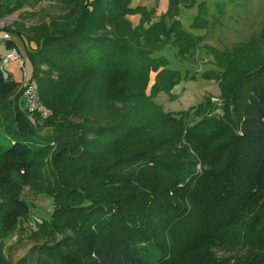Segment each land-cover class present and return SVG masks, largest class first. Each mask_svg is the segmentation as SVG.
<instances>
[{
  "label": "trees",
  "instance_id": "trees-1",
  "mask_svg": "<svg viewBox=\"0 0 264 264\" xmlns=\"http://www.w3.org/2000/svg\"><path fill=\"white\" fill-rule=\"evenodd\" d=\"M0 1L3 18L29 0ZM62 2L78 11L73 20L58 18L52 30L29 34L37 46L27 55L32 79L52 112L43 126H37L40 115L37 125L30 121L20 84L0 65V101L18 98L1 142L0 232L11 235L32 216L23 197L27 187L44 184L54 198L51 219L33 234V250L18 264H223L212 246L264 203V61L233 83L231 57L240 49L225 50L217 81L228 79L230 122L239 132L215 139L201 158L196 149L191 159H165L168 146L189 132L199 138L212 123L206 114L190 129L193 109L166 111L157 102L162 93L174 98L182 79L156 54L159 43L175 35L187 52L198 40L180 25L184 2L171 0L157 22L154 10L133 9L132 0ZM202 10L205 16V4ZM133 13L141 15L138 25L129 18ZM2 32L22 38V32ZM15 46L7 41L4 49ZM46 128L52 132L42 134ZM52 149L49 167L44 158ZM9 262L0 254V264ZM244 264H264V254Z\"/></svg>",
  "mask_w": 264,
  "mask_h": 264
},
{
  "label": "rangeland",
  "instance_id": "rangeland-1",
  "mask_svg": "<svg viewBox=\"0 0 264 264\" xmlns=\"http://www.w3.org/2000/svg\"><path fill=\"white\" fill-rule=\"evenodd\" d=\"M20 1V0H19ZM171 0H132V8H147L155 11L154 22L160 20L169 10ZM180 5V16L178 17L182 29L189 35L198 40L194 42L195 46H190L188 51L177 43V37L163 39L157 48L156 54L163 56L173 70L181 72L182 79L173 91L174 98L166 93H162L157 102L164 106L166 111L181 112L190 109L194 110V115L189 122L190 129L197 121L206 116L212 119L211 128L202 132L199 138L194 139L189 134L183 138L179 144L168 146L163 157L166 159L187 158L197 156L196 149L200 154H207L215 139L226 140L222 135L227 133H237L238 129L235 122H230L231 115L230 102L226 96L227 90H230L224 77L222 82L218 83L217 75L221 72L220 61L223 58L225 50L240 49L237 54L231 58L233 60L229 69L232 77L242 74L246 69H256L264 61V0H182ZM24 3V2H23ZM0 1V9H1ZM204 4L206 5L205 16ZM11 3L8 4V7ZM13 7V6H11ZM73 6L66 5L62 0H29L24 3L15 12L8 13L0 18V31L11 30L15 34L22 32V38L10 34L16 46L14 49L18 54L26 58V64L23 66L19 59H13L3 68L9 81L20 84L23 92V84L34 76L32 63L28 60V52H35L36 43L30 41L29 34L32 29L52 30L55 19L58 21L65 19L66 16H77L78 11H71ZM134 25H138L141 15L133 13L129 17ZM169 25L171 19L165 16ZM198 20V21H197ZM173 22V21H172ZM200 22V25H199ZM173 24V23H172ZM29 27V31L26 29ZM19 40V41H18ZM248 42V43H247ZM246 46L241 49L239 46ZM2 57L5 55V49L0 45ZM47 71L49 67L44 65ZM54 76V74H53ZM155 74L152 75L154 82ZM35 80V79H34ZM57 82V79H53ZM37 82V80H35ZM234 83L235 81L232 80ZM38 87H40L39 81ZM40 95V92H39ZM23 97V94H22ZM213 98H218L219 102H214ZM17 95L0 101V160L2 157L1 142H6L7 131L12 129L14 110L17 103ZM41 99V97H40ZM21 102V101H20ZM42 102V100H41ZM43 104V103H42ZM228 105V108H227ZM44 106V104H43ZM203 107L202 114L197 115L196 109ZM215 108L210 111L211 107ZM48 111V117L52 115ZM227 108V109H226ZM27 110V108H25ZM191 111V110H190ZM221 111V113H220ZM28 112V110H27ZM196 114V115H195ZM224 114V116H223ZM40 119L38 127L43 126V118ZM39 127V128H40ZM51 128L43 130L42 134H50ZM239 132V131H238ZM53 146H55L53 144ZM54 150L44 158V163L50 167ZM229 154L227 149L218 159H226ZM198 167L202 169L201 163ZM48 173L47 169L43 171ZM36 187H27L23 197L31 203V208H35V218H39L41 223L37 225V231L44 220H50L54 211V198L47 197V188L43 185ZM33 213V212H32ZM31 217L22 220L17 231L11 235L0 232V254L11 262L8 264H18L23 260L35 244L33 230L35 218ZM25 222V225L23 223ZM30 236V239H29ZM29 240L33 245L28 246ZM214 260L223 264H244L257 254H264V203L261 207L247 212L240 222L233 229L229 230L223 239L212 246ZM29 260V259H28ZM25 264H35L29 261ZM33 261V260H32ZM29 262V263H28ZM24 264V263H22Z\"/></svg>",
  "mask_w": 264,
  "mask_h": 264
},
{
  "label": "built area",
  "instance_id": "built-area-1",
  "mask_svg": "<svg viewBox=\"0 0 264 264\" xmlns=\"http://www.w3.org/2000/svg\"><path fill=\"white\" fill-rule=\"evenodd\" d=\"M12 38L9 33L2 32L0 33V45L5 46L7 41H11ZM13 59H19L21 61V64L23 66V70L25 71V64H26V58L20 56L18 54V51L16 49H10L5 51V55L2 57L1 61V67L5 68L9 62ZM23 97L27 98V110H28V116L30 121L33 124H36L37 115H40L43 118H46L48 116V111L44 108L40 95H39V87L38 83L34 79H30L29 81H26L23 84ZM214 102H219L218 98H213ZM221 113V111H220ZM41 223V220L39 218H35V222L33 223V230L37 231V225Z\"/></svg>",
  "mask_w": 264,
  "mask_h": 264
},
{
  "label": "crops",
  "instance_id": "crops-1",
  "mask_svg": "<svg viewBox=\"0 0 264 264\" xmlns=\"http://www.w3.org/2000/svg\"><path fill=\"white\" fill-rule=\"evenodd\" d=\"M18 41H19V40H18ZM177 87H178V86H177ZM35 211H36L35 208H33V211H32V212H33L32 215L34 216L33 218L36 217V215H35ZM22 223H23V222H22ZM20 224H21V221H20ZM20 224H19V225H20ZM23 224L25 225V222H24ZM21 226H22V225H20V227H21ZM29 239H30V236H29ZM33 244H34L33 241H32V240H29V243L26 244V245H27V247H28V246H31V245H33Z\"/></svg>",
  "mask_w": 264,
  "mask_h": 264
},
{
  "label": "water",
  "instance_id": "water-1",
  "mask_svg": "<svg viewBox=\"0 0 264 264\" xmlns=\"http://www.w3.org/2000/svg\"><path fill=\"white\" fill-rule=\"evenodd\" d=\"M20 105L23 109H25L27 107V98L26 97L21 99Z\"/></svg>",
  "mask_w": 264,
  "mask_h": 264
}]
</instances>
